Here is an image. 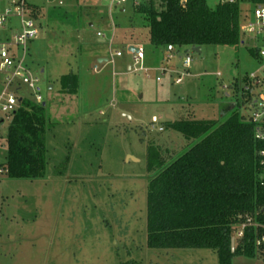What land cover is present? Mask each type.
<instances>
[{
  "label": "rangeland",
  "instance_id": "rangeland-1",
  "mask_svg": "<svg viewBox=\"0 0 264 264\" xmlns=\"http://www.w3.org/2000/svg\"><path fill=\"white\" fill-rule=\"evenodd\" d=\"M19 1L0 0V8ZM25 1L43 14L49 9L65 14L67 7L59 6V0ZM217 1L207 4L213 8ZM93 5L105 10L100 24L105 44L85 43L84 18L78 24L75 16L65 15L49 22L46 16L39 18L38 36L27 43L25 63L38 79L49 119L46 171L43 178L30 180L0 175V264H218L211 250L147 248V185L154 174L148 170V150L157 147L169 161L191 144L171 129L166 114L178 122H218L239 106L243 99L231 84L241 86L243 77L255 71L262 75L263 61L253 48L263 43L242 37L236 46H202L199 53H190V77L180 85L167 76L157 82V68L165 65L164 50L150 44L148 28L134 12L132 0L119 6L95 0ZM3 27L0 39H10L21 31L20 18L8 17ZM68 43L74 51L62 57L60 47ZM130 43L144 49L143 65L152 68L149 77L126 72L123 61L133 63ZM92 49L108 63L97 61L96 69L81 64L78 98L74 106L67 105L56 79L67 69L78 73L79 56ZM15 51L22 56V48ZM115 51L124 56L112 58ZM185 51L180 50L170 65L179 67ZM35 93L26 85L16 92L24 100H32ZM248 107H238L242 116L252 113ZM152 116L159 119L154 128ZM0 135L6 156L7 122ZM232 264L264 262L257 253L254 259L234 257Z\"/></svg>",
  "mask_w": 264,
  "mask_h": 264
},
{
  "label": "trees",
  "instance_id": "trees-1",
  "mask_svg": "<svg viewBox=\"0 0 264 264\" xmlns=\"http://www.w3.org/2000/svg\"><path fill=\"white\" fill-rule=\"evenodd\" d=\"M255 5H264V0L218 2L213 8L207 0L145 1L133 10L148 28L151 45L187 51L238 45L241 25ZM60 83L63 92L77 93L76 75L64 76ZM238 107L218 122L169 121L172 130L191 142L169 161L162 159L157 147H149L148 170L154 174L147 185V248L211 250L218 264L256 257L252 230L231 248L242 218L264 223V188L258 181L264 142L255 139V124L245 121ZM48 124L45 105L22 100L7 128V177L45 176ZM261 257L264 262V252Z\"/></svg>",
  "mask_w": 264,
  "mask_h": 264
},
{
  "label": "built area",
  "instance_id": "built-area-1",
  "mask_svg": "<svg viewBox=\"0 0 264 264\" xmlns=\"http://www.w3.org/2000/svg\"><path fill=\"white\" fill-rule=\"evenodd\" d=\"M109 1L112 5L115 4L117 6L127 3V0ZM145 1L163 3L169 0H132V4L136 7ZM235 1L236 0H219V2L223 3H234ZM10 16L20 18L21 31L14 34L10 39L7 37L6 39H0V128L6 122L8 128L14 114L19 109L20 103L24 100L16 94L22 85H26L36 92L32 96V101L37 104H44L42 96L38 93V79L33 77L25 63L27 43L38 36V29L31 19L30 10L27 8L25 0L13 2L11 8H6L4 12L0 13V28H4L3 26ZM240 30L243 37L252 39L255 44L258 42L263 43V47L255 46L253 48V50L258 51L257 56L263 61L260 64L263 66V73L262 75H259L257 71L250 73L243 77L241 86L236 81L233 82L231 86L234 87V91L240 95L239 97L243 99L239 101V106L244 103L252 110L249 116H243V118L245 121L255 124V139L264 142V5H255L252 8L250 18L241 25ZM97 37L104 38V35L98 32ZM15 47L23 49L22 56L16 53ZM135 48H137V52H130L132 54L133 63L129 67V73L143 72L146 77H149V72L152 69L146 68L143 65V61L145 60L144 49L141 46H135ZM185 52L180 66L173 67L170 63L177 58L179 51L173 45L166 46L164 49L165 65L161 68H157L159 72V75L156 77L157 82H162V78L167 76L171 78L172 84L180 85L184 78L191 76L189 70L193 62V58L190 55L192 51L188 49ZM123 54L124 52L122 51H115L111 54V57L121 58ZM110 62L112 63L113 60ZM216 76L219 77L220 75L216 74ZM226 88V86H223V89ZM157 123H159V119L156 116H152V128H154ZM158 131H163V128L159 127ZM2 147H4V144L0 135V175H5L7 172L5 168L6 157L1 150ZM259 155L262 159L258 181L264 188V150L260 151ZM248 230L253 231L255 251L262 254V252H264V223L257 222L251 216H245L236 226L232 238L234 247L236 242L244 238Z\"/></svg>",
  "mask_w": 264,
  "mask_h": 264
},
{
  "label": "crops",
  "instance_id": "crops-1",
  "mask_svg": "<svg viewBox=\"0 0 264 264\" xmlns=\"http://www.w3.org/2000/svg\"><path fill=\"white\" fill-rule=\"evenodd\" d=\"M128 1L129 0H127V2ZM94 2H95V0H92V1L91 0H68L67 2H64V0H59L58 1L59 6H65V7L67 6L66 9L64 10L65 14H62L61 12L57 13L56 11H52L51 9L46 10L47 14H43V11L38 6L29 4L25 1L27 8L30 10L31 19L33 21H35V24H36V22L39 21V18H42L44 16H46L44 18H47V20H46L47 22H49L48 19H50V18L54 19V18L60 17L62 15H65V17L75 16L77 18L78 24L80 23L79 19L83 17L84 20H83L82 24L84 25V28L82 31L85 34L84 35L85 38L84 37L82 38L83 41L85 43H87L88 45H92V44H94V42L97 44H105L104 38H98L97 37V33L101 32L100 24L103 21V18L105 17V12H104L105 10H103L102 6H100V5L99 6L93 5ZM218 2H219V0L217 1V3ZM5 8L6 7H4V5L1 6L0 13H2V11ZM125 11H126L125 7H121L120 13H124ZM91 33L94 34V36H89V34H91ZM111 41H114V40H112V38H111L109 43H111ZM129 46L135 47L136 45L130 43ZM94 47H96V46H93V49H94ZM93 49L90 50L89 52L83 51L84 54L79 56V58L76 62V67H77V69L79 68L78 73H76L75 71H72V69H67V71L63 69L64 70L63 73L60 75V77H58L56 79V82L58 84L57 85L58 92H59V94H61L62 97H64L63 101L67 105H70V104H73V106L75 105V101L78 98V92H79L80 88L78 87L76 94H68V93L63 92L62 87H61V83H60L61 78H63L64 76H67V75H76L78 78L80 76L79 75L80 66H81V64L83 65L84 63H86L87 65H90V67L92 65L94 66V64H96L97 61L99 64H102L104 62L108 63L106 58L101 57V54L99 53V51L93 50ZM72 51H74V50H73V46H71L70 43L64 44L62 47H60V52H61L62 57H67L68 55H72ZM123 56H124V54H123ZM130 65L131 64H130L129 60H126L125 62L123 61V66H125L126 72H129ZM172 66L177 67L175 65H172ZM81 67H83V66H81ZM93 69H96V66H94ZM150 69H152V68H150ZM53 88H54L53 85L49 86L50 90H52ZM72 110H74V107L72 108ZM165 117L167 120H170V117H172L173 121H171V120L170 121L172 123L175 122V118L173 116L166 114ZM129 157L130 156H128V158Z\"/></svg>",
  "mask_w": 264,
  "mask_h": 264
},
{
  "label": "water",
  "instance_id": "water-1",
  "mask_svg": "<svg viewBox=\"0 0 264 264\" xmlns=\"http://www.w3.org/2000/svg\"><path fill=\"white\" fill-rule=\"evenodd\" d=\"M128 51L129 52H137V48H135L134 46H130L128 48ZM191 51L194 52V53H199L200 52V47H194V48L191 49ZM43 106H44V104H43ZM170 120L173 121V118L170 117ZM129 158H132L133 160H136L135 158H133L131 156ZM231 248H232V250L234 248V241H233V239L231 240Z\"/></svg>",
  "mask_w": 264,
  "mask_h": 264
}]
</instances>
